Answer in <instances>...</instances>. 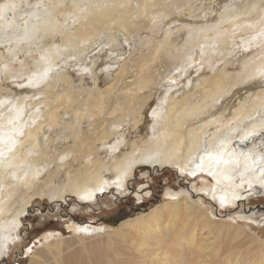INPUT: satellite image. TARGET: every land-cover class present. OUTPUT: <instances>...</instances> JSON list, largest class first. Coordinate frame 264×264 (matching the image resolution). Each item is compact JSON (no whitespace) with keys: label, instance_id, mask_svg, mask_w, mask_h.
I'll return each instance as SVG.
<instances>
[{"label":"bare ground","instance_id":"1","mask_svg":"<svg viewBox=\"0 0 264 264\" xmlns=\"http://www.w3.org/2000/svg\"><path fill=\"white\" fill-rule=\"evenodd\" d=\"M29 1L0 0V260L15 241L10 232L20 230V214L36 199L91 207L113 184L120 196L142 198L144 189L134 192L128 182L142 165L200 176L210 206L170 190L169 201L111 232L71 221L73 235L45 236L30 264H122L106 248L131 243L141 254L168 232L172 245L188 249L186 262L196 264L189 249H201L197 226L232 244L240 238L231 226H244L210 214L223 209L227 216L264 194V0H218L208 22L186 16L193 0ZM87 43L102 47L88 62L81 53ZM138 44L152 59L137 60L135 79L112 93L106 64L117 65L120 75L121 57ZM177 50L185 54L176 55L184 58L178 73L161 90L149 87L153 63ZM78 81L92 84L85 100L71 93ZM60 83L65 87L57 92ZM235 85L238 97L222 100ZM132 229L136 238L127 234ZM250 231L247 263L242 254L226 255L227 264H264V237Z\"/></svg>","mask_w":264,"mask_h":264},{"label":"rangeland","instance_id":"2","mask_svg":"<svg viewBox=\"0 0 264 264\" xmlns=\"http://www.w3.org/2000/svg\"><path fill=\"white\" fill-rule=\"evenodd\" d=\"M217 1L218 0H193L191 2V12H184L186 16H189L191 18L192 21H213L216 15L214 6L218 4ZM233 1L234 0H229V3H232ZM29 2L30 5H32L34 0H30ZM222 11L223 7L219 6L218 13L220 14ZM175 15L176 14H173L172 16ZM169 19L170 18H166L165 21L168 22ZM173 32L176 33L175 30ZM139 33V38H147V30H142ZM157 36L158 35H156V37ZM148 39L150 40V37ZM87 44V48L81 52L85 55L84 56L82 54V57L86 59V62L90 61L92 57L99 55L102 51L101 46L96 47L91 43ZM83 45H85V43ZM90 45H92V47ZM144 49L145 48L142 44L134 45L133 47L128 48L129 53H126L121 57V60H123L122 63L125 62V71L120 75L115 76V74H118L119 72L117 65L108 63L106 64L105 67L109 68V77L106 79V81H109V83L112 84V93H119L121 89L126 86V83L131 82V80L135 79L138 71V63H136L137 60L148 61L152 59V56L146 54V52H143ZM176 55L179 57L185 56L184 53L177 50L175 53L167 55L166 58H160L158 61H155L153 63L152 67H150L149 73L153 74L154 79L151 83L148 84L149 87L158 88L161 90L162 85L169 81L170 78L168 77H170V75L172 74L178 73V71L175 70L181 65L184 58L176 59ZM60 59V61L62 62L64 60V57H60ZM107 60L108 59H102V61L104 62L110 61ZM68 62H70L68 66H71L70 71H73L74 69L76 71L77 66L74 65L76 62L74 63L73 60H68ZM158 64L160 66L159 69L155 67ZM59 65H61V63H59ZM159 72L162 73V77L160 78L157 75ZM196 75L197 74H195L194 76ZM85 82H83L84 85L79 81L74 83V86H76L72 88L71 93L74 94L73 97L75 100H85L91 93V89L89 88H92V84L89 85L88 81ZM261 82V86H264V82L262 81V79ZM76 83L79 84L77 85ZM81 84L85 87H81ZM103 86L102 88L104 89ZM64 87L65 84L60 83V85L56 87L57 92L61 91ZM236 90L237 87L235 85L233 89L229 90L228 94L226 93L224 95L222 100H235L239 95V91ZM243 92L244 90H241L240 94H242ZM92 93L96 94L95 92ZM128 182L132 188V191L136 192L137 190H139V188H142L148 193L145 194L143 190L142 193H140L142 198H138L134 193H131L130 191L129 193L120 196L117 185L113 184L110 186L111 191L108 190V192L101 195L97 203L91 205V207L81 205L83 208L76 207V203L73 201V199H70V201H68V204L63 203L61 206L57 205V203H54L56 199H36L27 207L26 211L20 214L19 219L22 221L19 226L20 230L17 232L14 230L11 231L12 233L10 232L12 237L15 238V241L8 247V254L0 260V264H30L33 254L44 246L43 243L45 242V236L52 234L56 238L68 239L73 235L72 232H68L67 230V226L71 221L93 227L102 226L106 229L105 231L109 230L110 232L118 229L123 222L130 219H135V217L149 212L159 204L169 201L167 191L170 190L172 192L183 191L184 193L189 194L190 200L192 202L197 203L201 200L203 202L202 207H204V205L210 206V197L206 193H204L202 189V184L206 183L203 178H201L200 176H198L196 179L189 178L185 174L179 173L178 169L175 167L169 169L165 168L161 170H151L145 165H142V167L140 166L136 168L134 177H132ZM241 203L242 204H240V209H235V211L230 212L229 214H227V216H225V212L223 213V209H219V216H215L216 212H214V210H211L212 215L210 214L212 220L214 221H216L218 218H226L233 221V223H235L236 225L244 226L242 229H239L236 226H231V229L233 231L238 230L240 231V234H242L240 238L233 239V244L230 243L229 239L226 240V238H223L224 236L217 238L214 233H208L207 229H203L200 226L196 227L194 242H196L197 245H200L201 249H189L190 254L195 257L196 264H227V262L230 261V259H228L229 255L231 257L232 255L238 256L242 254V258H244L243 262L247 263L246 261H248L250 255L245 253L244 250L247 247L245 246V248L243 245H245L246 242H250V240H252L250 230L255 233H259V236L261 238L264 237V194L253 197L245 201L244 203ZM235 212H239V215L235 214ZM241 215H244V217H241ZM248 215H250L251 219L246 218ZM132 230L133 231H128L127 234H130L132 238H136L135 230ZM17 235L20 236V238L16 239ZM102 236H100L98 240L99 243L105 245V241L108 238L106 237V235ZM171 236L172 233L168 232V234H165L163 236L161 234V236L149 240V245L141 249V254H139L138 251L132 248L131 243H118L116 244L118 246L115 245L113 246V248L108 247L106 248V251L113 252V254L116 255L115 259H119V263L121 262L122 264H188L184 259V256H182L185 255V251H187L188 249H186L185 246L179 249V247L172 245L173 239ZM249 238L250 240H248ZM241 240H243V242ZM238 241L240 243H238ZM175 243L179 242L177 241ZM115 248H117L118 251ZM112 249L115 250L113 251ZM222 250L225 251V254ZM217 251H219L220 256L218 255V257H213V255ZM120 252L123 254H119ZM222 254L224 257L222 256Z\"/></svg>","mask_w":264,"mask_h":264}]
</instances>
